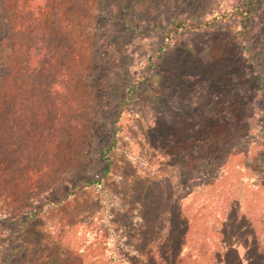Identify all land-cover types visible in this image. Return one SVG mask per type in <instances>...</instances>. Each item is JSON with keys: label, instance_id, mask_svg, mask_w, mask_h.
Returning <instances> with one entry per match:
<instances>
[{"label": "rangeland", "instance_id": "obj_1", "mask_svg": "<svg viewBox=\"0 0 264 264\" xmlns=\"http://www.w3.org/2000/svg\"><path fill=\"white\" fill-rule=\"evenodd\" d=\"M86 1L46 167L0 184V264H264V0Z\"/></svg>", "mask_w": 264, "mask_h": 264}, {"label": "trees", "instance_id": "obj_2", "mask_svg": "<svg viewBox=\"0 0 264 264\" xmlns=\"http://www.w3.org/2000/svg\"><path fill=\"white\" fill-rule=\"evenodd\" d=\"M85 6L86 0H0V14L9 30V59L0 64V184L4 173H10L12 179H23L46 167L33 144L37 136L47 133L43 121L48 122L53 110L40 99L53 86L63 85V77L73 72L78 49L74 47L72 27ZM242 13L237 8L223 17ZM123 15V12L115 13L110 20L119 21ZM173 25L175 31H198L209 26L182 20H176ZM123 30H130L129 26ZM41 107L44 112L38 111ZM214 113L212 109L208 116L213 126L217 121ZM59 157L64 160L65 155ZM101 182L102 178H98L91 184Z\"/></svg>", "mask_w": 264, "mask_h": 264}]
</instances>
